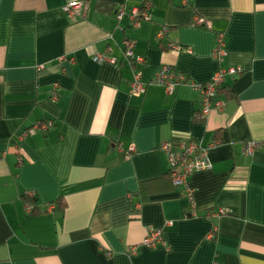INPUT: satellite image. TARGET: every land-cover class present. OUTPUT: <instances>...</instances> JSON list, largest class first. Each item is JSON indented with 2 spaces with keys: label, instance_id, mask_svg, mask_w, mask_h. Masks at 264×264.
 <instances>
[{
  "label": "crops",
  "instance_id": "0c3cea01",
  "mask_svg": "<svg viewBox=\"0 0 264 264\" xmlns=\"http://www.w3.org/2000/svg\"><path fill=\"white\" fill-rule=\"evenodd\" d=\"M68 1L0 0V264H264V0H148L139 26L126 14L147 0H78L74 16ZM124 38L143 63L125 56ZM163 64L195 82L219 65L242 71L218 89L222 109L196 120L187 83L129 93L135 69L148 82ZM181 138L215 143L211 167L188 177L192 202L159 149ZM254 140L263 143L248 155ZM130 144L125 159L118 145ZM163 226L165 245L142 244Z\"/></svg>",
  "mask_w": 264,
  "mask_h": 264
},
{
  "label": "built area",
  "instance_id": "2783aa9c",
  "mask_svg": "<svg viewBox=\"0 0 264 264\" xmlns=\"http://www.w3.org/2000/svg\"><path fill=\"white\" fill-rule=\"evenodd\" d=\"M151 7L150 1H144L141 9H133L129 13H125L122 6H119L115 11L117 18H121L124 14L130 19L133 26H139L142 20L149 19V9ZM84 8L82 1L72 0L68 1L64 6L63 10L69 15L74 16ZM193 26H205L210 27V22L205 20L199 15H194L191 20ZM166 29H161L158 33L161 37ZM123 52L127 58L131 60L132 64H141L144 62L142 56L134 55L135 42L131 38H124L122 41ZM170 48H178L174 43H169ZM215 60L220 64L223 58L227 55V48L225 43L224 32H218L215 40V45L212 52ZM94 61L100 62L107 60L111 63L116 62L114 58H109L104 54H95L93 57ZM242 71L240 66L222 67L219 65L210 79L206 82H195L188 79L184 73L177 71L170 64L161 65L154 76L148 81L144 82L141 79V71L135 69L133 77L129 83V93L133 96H139L145 92L147 85L154 84L162 86L166 94L172 93L175 88L181 84L187 83L192 91L197 95L200 108L195 113V118L198 120L204 119L208 113L212 110H221L223 101L217 99L218 89L224 84L227 76L232 78L237 77ZM52 97L57 98V92H52ZM53 126V122L50 120L42 123H36L32 130L41 129L46 130ZM26 132H22L18 135V138L26 136ZM261 141H249L244 145V152L248 155L252 154L254 150L262 145ZM215 143H211L208 146L203 145L200 141L191 139H176V140H165L159 145V149L165 154L167 161V174L169 175L171 182L174 186L184 190L188 196L190 202H192V189L188 185V177L195 171L209 169L211 167V161L208 156V150ZM118 149L123 152V158L127 159L130 153L135 151L133 144H130L126 150L118 145ZM31 204H25L27 211H32ZM224 213V210L214 209L206 212L207 217H217ZM195 214V213H193ZM172 225V221H166L164 226ZM158 227L149 229L146 237L143 239L142 244L148 247H155L158 245H165L163 231L165 227ZM109 254V253H107Z\"/></svg>",
  "mask_w": 264,
  "mask_h": 264
},
{
  "label": "trees",
  "instance_id": "16d2710c",
  "mask_svg": "<svg viewBox=\"0 0 264 264\" xmlns=\"http://www.w3.org/2000/svg\"><path fill=\"white\" fill-rule=\"evenodd\" d=\"M197 111H198V110H197ZM197 111H196V112H197ZM195 119H196V118H195ZM196 120H197V119H196ZM42 122H44V121H40V123H42ZM167 175H168V174H167ZM168 177H169V175H168ZM169 179H170V177H169ZM170 180H171V179H170ZM63 206H64V203H63L61 200H59V201H58V207H59V208H63ZM32 212L36 214V213L38 212V210H37V209H33Z\"/></svg>",
  "mask_w": 264,
  "mask_h": 264
}]
</instances>
